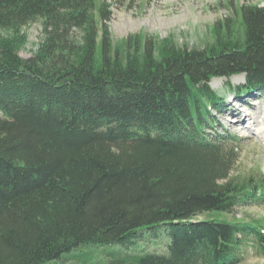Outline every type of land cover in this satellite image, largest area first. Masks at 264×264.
Returning a JSON list of instances; mask_svg holds the SVG:
<instances>
[{
    "label": "trees",
    "instance_id": "1",
    "mask_svg": "<svg viewBox=\"0 0 264 264\" xmlns=\"http://www.w3.org/2000/svg\"><path fill=\"white\" fill-rule=\"evenodd\" d=\"M110 17L106 0H0V264H86L83 244L107 248L93 264L264 255L263 218L222 215L264 200V173L230 175L237 136L210 134L226 106L212 77L242 73L234 94L264 93V6L241 3L202 47L113 42ZM161 236L165 252L137 249Z\"/></svg>",
    "mask_w": 264,
    "mask_h": 264
},
{
    "label": "rangeland",
    "instance_id": "2",
    "mask_svg": "<svg viewBox=\"0 0 264 264\" xmlns=\"http://www.w3.org/2000/svg\"><path fill=\"white\" fill-rule=\"evenodd\" d=\"M106 1L110 3L111 17L108 20V29L113 42L131 33L142 32L155 38L171 37L176 44L188 47H202L210 42L213 39L212 24L219 19L229 18L241 3H256L264 6V0ZM23 30L26 33V41L18 53L22 57H28L36 50L41 38V21H31L23 27ZM243 81L242 73L228 77L214 76L210 80L211 87L224 97L226 105L221 111H213L216 124L210 129V134L214 136L219 132H228L237 136V140L233 141L237 157L231 167L230 175L239 178L248 174L264 173V93L256 91L249 95L234 94L227 85V82L235 86ZM0 116H2L1 112ZM216 214L217 212H203L196 217ZM222 215L227 219L233 217L245 220L264 219V200H253L236 205L232 212ZM157 241V243L149 240L139 241L137 249L141 247L159 253L165 252L166 241L162 236ZM106 250V247L97 244H83L72 250V254L77 253L79 260L93 264L103 261V258L108 261L102 256ZM76 260L59 259L52 264H79ZM235 264H264V255L256 253L249 245Z\"/></svg>",
    "mask_w": 264,
    "mask_h": 264
}]
</instances>
